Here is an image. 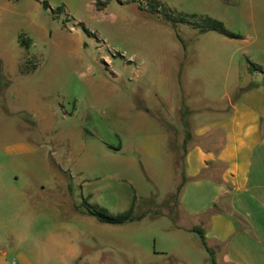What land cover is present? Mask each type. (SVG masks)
<instances>
[{"label": "rangeland", "instance_id": "1", "mask_svg": "<svg viewBox=\"0 0 264 264\" xmlns=\"http://www.w3.org/2000/svg\"><path fill=\"white\" fill-rule=\"evenodd\" d=\"M42 1L0 0V264H221L188 230L183 140L213 147L236 105L263 124L264 0H160L174 24L144 0Z\"/></svg>", "mask_w": 264, "mask_h": 264}, {"label": "crops", "instance_id": "2", "mask_svg": "<svg viewBox=\"0 0 264 264\" xmlns=\"http://www.w3.org/2000/svg\"><path fill=\"white\" fill-rule=\"evenodd\" d=\"M224 112L216 145L186 143L180 202L221 264H264V122L247 106Z\"/></svg>", "mask_w": 264, "mask_h": 264}, {"label": "trees", "instance_id": "3", "mask_svg": "<svg viewBox=\"0 0 264 264\" xmlns=\"http://www.w3.org/2000/svg\"><path fill=\"white\" fill-rule=\"evenodd\" d=\"M109 0H97L95 2V6L96 8L100 9L102 7H105V5L108 3ZM146 3V7H147V11L152 14V15H157V14H161L164 18H166V20H169L172 22V24H174L175 22H189L188 19H185L184 17H178L175 18L169 11L168 8L166 6L163 5V3L160 0H144ZM42 5L44 6V8H48L49 4L47 3V1L43 0L42 1ZM62 10L63 7H57L56 9H54L55 11L57 10ZM191 17H196V16H191ZM198 20L197 21H192L191 25L193 27H196L197 29H199L201 32H206L209 30H213L216 31L222 35L228 36V37H238V35H236L235 33L227 30L223 23L220 20H217L215 18H212L210 16H198L197 17ZM188 20V21H187ZM254 69H257L259 71H263L261 66L256 65V64H252L251 65ZM186 139L183 140V152L184 155L187 152V147H186V143L189 139H191L190 134L187 133V135L185 136ZM185 178V177H184ZM178 191L181 189V186H178ZM132 210H126L122 213H118L116 215H107L105 213H99V212H92L88 210V213L91 215H94L98 220L103 221V222H107V223H112V224H121L124 223L126 221H131L134 219H139L140 216H133L132 215ZM190 231L193 232H198L202 243H205V236H204V232L203 229L199 226L196 227H192L190 229ZM212 264H216L214 259L211 258Z\"/></svg>", "mask_w": 264, "mask_h": 264}]
</instances>
